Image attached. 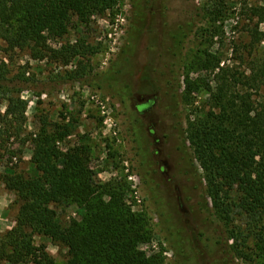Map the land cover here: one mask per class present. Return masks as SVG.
Instances as JSON below:
<instances>
[{
	"label": "rangeland",
	"instance_id": "374dc122",
	"mask_svg": "<svg viewBox=\"0 0 264 264\" xmlns=\"http://www.w3.org/2000/svg\"><path fill=\"white\" fill-rule=\"evenodd\" d=\"M256 5L264 0H115L105 12L93 9L87 20L73 14L67 34L50 36L43 58L28 47L9 49L2 40L0 60L8 74L0 83V131L6 126L17 133L2 147L0 132V237L15 226L22 204L2 176L10 168L35 175L33 138L67 127L58 142L62 150H85L95 183L126 185L127 204L147 219L150 235L139 244L147 258L158 264H263L253 237H231L235 228L251 235L246 215L235 213L227 225L202 206L205 183L194 174L190 143L183 144L191 122L219 111L213 92L220 67L238 78L231 77L232 86L243 92V76L252 74L262 48L250 32L264 31V22L248 15ZM71 49L79 54L65 63ZM207 54L221 60L215 71L203 67ZM247 94L264 102V87ZM10 97L28 102L23 126L3 121ZM56 210L64 225L84 212L76 204ZM34 240L46 246L53 264H66V246L40 234Z\"/></svg>",
	"mask_w": 264,
	"mask_h": 264
},
{
	"label": "trees",
	"instance_id": "16d2710c",
	"mask_svg": "<svg viewBox=\"0 0 264 264\" xmlns=\"http://www.w3.org/2000/svg\"><path fill=\"white\" fill-rule=\"evenodd\" d=\"M114 1L0 0V49L3 40L9 49L28 47L34 57L43 58L50 51V36L67 34L73 14L87 20L93 9L105 12ZM248 15L257 17L258 25L263 23L264 6H249ZM250 32L262 48L255 53L252 74L243 76V92L234 89L231 77L238 78L220 67L221 60L213 62L210 54L202 60L207 70L220 67L213 92L219 111L191 122L183 144L190 143L194 174L205 183L202 206L214 209L227 225L233 223L235 213L246 215L251 235L235 228L231 237L243 241L253 237L264 261V102L257 103L247 94L249 88L264 87V31L257 27ZM69 52L65 63L79 54L75 49ZM7 74L8 66L0 60V83ZM187 87L192 89V82ZM27 107L25 99L10 97L3 121L11 128L23 126ZM0 132L6 137L1 139L2 147L17 133L6 126ZM68 132L67 127L54 134L44 129L33 138L35 175L10 168L2 176L6 187L22 200L15 226L0 237L2 264H53L46 246L35 244L37 234L68 248L66 264H158L139 250L150 230L145 216L127 204L126 185L95 183L85 150L65 153L58 145ZM72 204L84 211L83 217L64 225L56 208Z\"/></svg>",
	"mask_w": 264,
	"mask_h": 264
},
{
	"label": "flooded vegetation",
	"instance_id": "af4514ba",
	"mask_svg": "<svg viewBox=\"0 0 264 264\" xmlns=\"http://www.w3.org/2000/svg\"><path fill=\"white\" fill-rule=\"evenodd\" d=\"M149 102H150V100H149Z\"/></svg>",
	"mask_w": 264,
	"mask_h": 264
}]
</instances>
